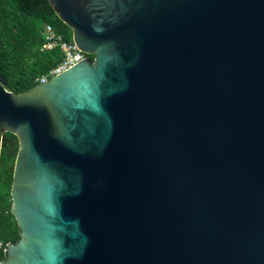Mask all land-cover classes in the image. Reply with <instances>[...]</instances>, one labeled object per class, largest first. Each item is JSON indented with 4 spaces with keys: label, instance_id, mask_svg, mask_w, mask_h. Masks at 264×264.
<instances>
[{
    "label": "water",
    "instance_id": "water-1",
    "mask_svg": "<svg viewBox=\"0 0 264 264\" xmlns=\"http://www.w3.org/2000/svg\"><path fill=\"white\" fill-rule=\"evenodd\" d=\"M86 59L14 94L5 264H264V0H49Z\"/></svg>",
    "mask_w": 264,
    "mask_h": 264
},
{
    "label": "trees",
    "instance_id": "trees-1",
    "mask_svg": "<svg viewBox=\"0 0 264 264\" xmlns=\"http://www.w3.org/2000/svg\"><path fill=\"white\" fill-rule=\"evenodd\" d=\"M49 25L61 41L73 43L72 30L56 15L49 0H0V77L14 94L28 92L54 77L64 62L60 47L42 50ZM94 60V55H86ZM19 138L0 130V241L6 246L21 240L12 214L14 167ZM7 259V255L4 256Z\"/></svg>",
    "mask_w": 264,
    "mask_h": 264
},
{
    "label": "built area",
    "instance_id": "built-area-1",
    "mask_svg": "<svg viewBox=\"0 0 264 264\" xmlns=\"http://www.w3.org/2000/svg\"><path fill=\"white\" fill-rule=\"evenodd\" d=\"M44 35L46 36L47 43L43 46L42 50H52L60 47L62 53L65 56L64 62L59 66L57 70L53 72V75H58L71 67L79 64L87 59V56L73 43H66L61 41V38L57 37L54 30L46 25L44 27ZM43 80L42 82H44ZM7 248L3 242L0 241V264H5L6 260L4 256L7 255Z\"/></svg>",
    "mask_w": 264,
    "mask_h": 264
}]
</instances>
